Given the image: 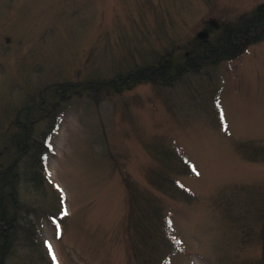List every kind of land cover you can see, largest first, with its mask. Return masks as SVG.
<instances>
[{
  "label": "rangeland",
  "instance_id": "374dc122",
  "mask_svg": "<svg viewBox=\"0 0 264 264\" xmlns=\"http://www.w3.org/2000/svg\"><path fill=\"white\" fill-rule=\"evenodd\" d=\"M260 6L0 0V166L22 151V122L37 119L17 172L38 169L43 189L21 183L37 211L23 227L57 264H264V38L165 84L89 83L157 54L182 66L201 38L220 34L208 25ZM23 253L17 244L9 264Z\"/></svg>",
  "mask_w": 264,
  "mask_h": 264
},
{
  "label": "trees",
  "instance_id": "16d2710c",
  "mask_svg": "<svg viewBox=\"0 0 264 264\" xmlns=\"http://www.w3.org/2000/svg\"><path fill=\"white\" fill-rule=\"evenodd\" d=\"M218 29L220 30L219 35L214 34L213 39L201 38L193 48L189 49L184 56L183 65H189L190 70H196L204 62L236 56L243 46L263 39L264 7L256 8L252 14L235 24H220ZM156 56L153 62L146 61L136 68L127 70L128 72H123L124 74L115 73L113 76L106 78L105 73L99 71L89 83L90 85L92 83L95 89L104 88L108 85L114 86L136 78L139 80L143 78L157 79L156 81L165 84L173 77L180 75L183 65H177L179 67H176V62L171 53L157 54ZM175 69L177 72L173 74L172 71ZM170 72L172 75H166ZM58 84L61 89L65 90L71 85L66 81ZM41 107H43L42 104ZM36 121L37 119L29 116L22 122V136L20 133V140L14 139L13 142L16 144V150H22L23 152L19 151L18 156L11 160V163L0 166V264H9L13 248L17 244L21 245L24 250L21 256V264H57L48 245L45 242L43 243L40 235H37V233H35V236L34 234L31 235L29 229L26 230L23 227L24 216L37 211L34 208L30 209L27 202L23 200L21 183H25L26 187H32L35 194H38L41 188L43 189L38 177V169L32 171L30 173L32 175L28 177L21 176L17 172V166L21 161L19 159L24 153L25 140L28 138L26 128L31 127ZM165 152L171 154V151L166 150ZM29 183L30 185H28ZM44 194L45 191H42V195ZM132 214L133 209H131L130 216ZM19 231L22 232L23 236L20 241L17 239Z\"/></svg>",
  "mask_w": 264,
  "mask_h": 264
},
{
  "label": "flooded vegetation",
  "instance_id": "af4514ba",
  "mask_svg": "<svg viewBox=\"0 0 264 264\" xmlns=\"http://www.w3.org/2000/svg\"><path fill=\"white\" fill-rule=\"evenodd\" d=\"M219 26H220L219 24H215V23L213 24V23H212V25H210V26L207 27V34H208V33L210 34V33H211L210 31H213V30L218 29ZM182 69L190 70L189 65H183V66H182Z\"/></svg>",
  "mask_w": 264,
  "mask_h": 264
},
{
  "label": "water",
  "instance_id": "95a60500",
  "mask_svg": "<svg viewBox=\"0 0 264 264\" xmlns=\"http://www.w3.org/2000/svg\"><path fill=\"white\" fill-rule=\"evenodd\" d=\"M203 34H204L203 32H200V33H199V36L201 37V36H203Z\"/></svg>",
  "mask_w": 264,
  "mask_h": 264
},
{
  "label": "snow or ice",
  "instance_id": "6c2138e0",
  "mask_svg": "<svg viewBox=\"0 0 264 264\" xmlns=\"http://www.w3.org/2000/svg\"><path fill=\"white\" fill-rule=\"evenodd\" d=\"M46 243H48L47 241H46ZM50 247V246H49Z\"/></svg>",
  "mask_w": 264,
  "mask_h": 264
}]
</instances>
